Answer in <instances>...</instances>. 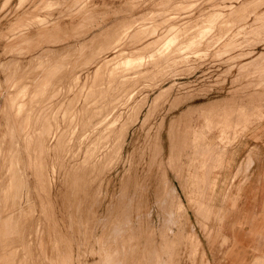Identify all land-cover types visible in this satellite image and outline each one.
I'll return each instance as SVG.
<instances>
[{
  "label": "rangeland",
  "instance_id": "374dc122",
  "mask_svg": "<svg viewBox=\"0 0 264 264\" xmlns=\"http://www.w3.org/2000/svg\"><path fill=\"white\" fill-rule=\"evenodd\" d=\"M261 111L264 0H0V264H217ZM197 134L226 148L199 212Z\"/></svg>",
  "mask_w": 264,
  "mask_h": 264
},
{
  "label": "crops",
  "instance_id": "0c3cea01",
  "mask_svg": "<svg viewBox=\"0 0 264 264\" xmlns=\"http://www.w3.org/2000/svg\"><path fill=\"white\" fill-rule=\"evenodd\" d=\"M210 109L212 111L216 108ZM251 113L243 106L244 116L250 117ZM256 116L264 119V111L257 113ZM211 125L216 126L217 120L208 119L207 127ZM244 128L242 127V130ZM236 137L237 131L229 136L228 131L222 127L217 138L229 145ZM187 139L192 150L187 155L189 158L188 180L184 181L182 188L186 191L189 203L199 212L206 208L205 206H209L201 198L205 191L209 189L215 191L216 177H212L208 182L209 177L214 168L222 165L226 148L216 150L213 141L206 135L197 134ZM252 147H255L252 156L253 163L247 178L230 177L222 193L223 198L227 197L226 215L223 220H220L221 223L224 222L219 228L228 236V239L223 240V243L227 244L224 259L218 258L217 264H264V120L252 127L245 137L229 149L226 161L230 159L240 161ZM188 184L189 190L186 189ZM217 192L220 194L219 191ZM210 212L211 210H208V213Z\"/></svg>",
  "mask_w": 264,
  "mask_h": 264
},
{
  "label": "bare ground",
  "instance_id": "6f19581e",
  "mask_svg": "<svg viewBox=\"0 0 264 264\" xmlns=\"http://www.w3.org/2000/svg\"><path fill=\"white\" fill-rule=\"evenodd\" d=\"M27 16H28V15H27ZM21 20H22V19H21ZM21 20H20V21H21ZM18 21H19V20H18ZM20 21H19V22H20ZM13 23H14V22H13ZM16 23H17V22H16ZM14 25H15V24H14ZM11 27H12V26H11ZM1 37H2V36H1ZM123 60H124V59H123ZM104 61H105V60H104ZM126 61H127V60H126ZM126 65H128V64L126 63ZM97 66H98V65H97Z\"/></svg>",
  "mask_w": 264,
  "mask_h": 264
}]
</instances>
